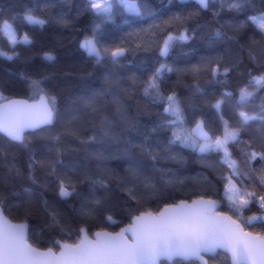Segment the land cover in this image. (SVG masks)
Returning <instances> with one entry per match:
<instances>
[{"label":"snow or ice","instance_id":"snow-or-ice-1","mask_svg":"<svg viewBox=\"0 0 264 264\" xmlns=\"http://www.w3.org/2000/svg\"><path fill=\"white\" fill-rule=\"evenodd\" d=\"M190 2L167 0L163 7L155 8L153 0H84L77 16L87 13L92 19L80 30L84 34L79 48L92 69L63 75L85 80L99 70L104 86L76 97L77 108L61 112L58 96L41 86L49 75L36 79L19 73L23 83L40 93L39 101L33 103L8 99L0 85V100L5 101L0 103V140L18 142L28 153L26 176L15 163L7 165L8 173L36 184L34 173L39 168L47 181L42 187L54 185L61 200L76 197L79 201L78 208L68 205L73 213L68 216L41 194L43 228L52 246L40 251L28 243L29 223L8 221L13 209L24 221L33 217L31 190H16L0 174V264H228L229 260L231 264H264V193L249 191L257 185L264 188V100L260 114H249L244 107L258 90L264 91V10H255L246 20L226 21V32L225 25L215 19L219 12L213 13L218 27L197 22L211 0H194L195 9H188ZM251 2L236 0L228 7L239 12ZM117 11L128 14L124 20L128 30L121 29L119 37L110 40L100 30ZM23 19L29 25L47 23L31 9ZM248 21L256 25L259 35H247ZM57 23L63 27L70 24L63 16ZM0 34L13 48L11 53L0 50V57L7 60L18 58L14 50L18 44L35 42L28 33L18 36L8 20L0 25ZM198 36L205 41V55L196 58L197 50L192 49L185 52L189 59L182 64L165 59L173 47H184ZM241 53L246 54L247 64ZM145 54L154 57L151 64L128 59L129 55ZM42 57L55 60L51 51L43 52ZM169 74H175L176 80L166 78ZM233 74L240 84L229 91ZM181 86L187 96L180 95ZM209 86L213 88L211 96ZM215 86L224 89L218 96ZM234 95L238 98L228 116L223 106ZM137 98L144 106L138 104L130 114L125 100ZM109 105L114 106L111 111ZM152 107L158 110L153 113ZM207 112L214 113V120L208 119ZM57 122L60 128L52 134ZM36 139L49 141L40 159L33 147ZM65 139L76 141L78 147L62 143ZM187 149L199 154L197 162L208 174L198 173L196 183L183 193L184 199L169 200L166 189L183 186L189 178L177 179L179 168L159 165L163 161L182 167L187 163L183 155ZM81 150L94 170L62 159L69 151ZM6 155L0 145V158ZM111 160L124 161L123 175L108 167ZM97 172L109 179L100 178ZM84 185H88L87 193L80 191ZM113 193L123 194L124 199ZM225 200L227 212L221 211ZM161 201H165L162 206ZM152 204L157 205L156 210ZM250 204L259 206V216L243 215ZM117 214L120 221L113 219ZM125 219L129 222L115 234L92 232L97 221L111 226ZM257 219L262 221V230L253 234L247 228ZM65 237L76 239L74 243L62 242Z\"/></svg>","mask_w":264,"mask_h":264},{"label":"trees","instance_id":"trees-1","mask_svg":"<svg viewBox=\"0 0 264 264\" xmlns=\"http://www.w3.org/2000/svg\"><path fill=\"white\" fill-rule=\"evenodd\" d=\"M236 0H211L209 7L205 10H201L199 17L197 18L198 23H208L210 27H218L213 18L214 12H219V16L215 19L219 20L220 24H224V31L228 32L226 21L235 19V20H246L248 16L255 15V10H264V0H252L251 4H245L242 7V10L239 12L229 10L228 5L234 3ZM154 7L159 8L167 4V0H163V3L160 0H153ZM84 7V0H0V25H2L3 20H8L12 24L13 28L17 31L18 36L28 33L33 39L34 43L32 45L18 44L15 46L14 50L18 53V58L13 60H7L3 57H0V85H3V94L8 97V99H27V100H39L40 93L35 92L32 88L28 87L23 83L19 77L20 72H26L33 76V78L38 79L42 75H49L50 78L42 84V87H45L58 96V103L61 112L63 113L66 109H74L79 107L76 97L82 96L90 93L93 90L99 89L104 86V81L102 77V72L99 70H94L93 75L88 77L85 80H81L79 76H65L63 73H73L79 72L81 70L87 71L92 69V63L85 59L86 54L79 48V41L83 37V31L86 29V26L91 23V15L85 13L84 15L77 16L79 9ZM198 6L193 0L188 4V9H195ZM31 9L32 14L38 16L42 19H45L47 23L45 25H29L24 19V13ZM175 10V9H173ZM63 16L66 18L70 24L68 27H63L57 23V19ZM13 17L15 19H13ZM128 18L127 13H121L119 11L113 16V20L110 22H105L102 25L101 33L105 35L108 39L118 38L121 34L120 30L123 29L127 31L128 29L124 25V20ZM146 27V25H144ZM247 35H259L258 29L255 24L251 21H248L245 28ZM197 50V57L199 55H205V41L199 36L194 41L189 42L184 47L175 46L170 50V54L167 59L169 62L176 60L179 63H183L189 57H186L184 54L189 50ZM0 50L11 53L13 48L8 44L6 37H3L0 34ZM45 51H51L55 56L54 61H47L43 59L42 53ZM245 56V63L247 64V56L245 53H241ZM196 58H191V62L195 63ZM129 60H135L136 64H139L141 60H144L146 64H151L154 57L151 54L138 55L137 57L128 56ZM250 66V65H249ZM51 74H54L52 76ZM254 75H258V72H254ZM170 80L175 81L176 75L169 74L168 77ZM231 87L227 90H234L238 84H240V78L233 74ZM189 82H191L189 78ZM203 83V81H201ZM89 85L91 87H89ZM249 90H252L251 88ZM180 95H188V92L182 86L178 88ZM208 94L211 96L213 94L212 86H209ZM224 91L220 86H215V93L218 96L220 92ZM238 96H233L228 98L225 103L224 111L226 115H232V107L236 103ZM111 99L110 97L108 98ZM264 100V91H257V94L254 97L248 99V102L245 104V110L249 114H260V104ZM4 102L3 100L0 101ZM195 103H199V99L194 100ZM144 101L140 99L125 100L126 106L130 109V114H134L137 110V105L141 107L144 106ZM114 106L109 105V110L111 111ZM158 109L152 107L151 112L155 113ZM209 120H214V113H206ZM141 119L146 120L147 117H141ZM256 124L258 122H250ZM191 127V126H189ZM60 128V123L57 122L56 127L51 129L52 134L58 131ZM2 135V134H0ZM49 141L43 139H36L33 142V147L36 149V157L40 159L44 155V146L47 145ZM64 144H72L73 146L78 147L76 141L73 140H62ZM0 145L5 148L7 153L5 158H0V174L5 175L7 179L15 185L16 190H22L23 188H29L32 192V199L34 200L33 206V217L24 221L19 217L16 209L12 210L11 215L8 217L17 222H27L30 224V231L28 232V241L35 245L38 248L47 249L52 245L48 243L50 236L49 233L44 230L43 225L45 218L43 217V208L41 202V194L43 199H46L49 204L54 205L61 212L65 213L68 216H72L73 213L69 209L68 205L72 204L75 207H79V201L76 197L68 198L66 201L61 200L54 190V185H49L48 188L42 187L47 181L45 180L44 173L37 168L34 175L36 177L37 183L33 184L32 181L15 177L14 173H8L7 165L9 163H15L20 167L21 171L27 174V150L21 146L18 142L9 144L6 140H0ZM237 157L239 154V149H236ZM183 155L186 157L187 163L185 165L178 166L173 162H163L161 161L160 167L168 168H179V176L177 179H184L185 177L189 178L185 185L181 186L175 184L169 186L166 191L169 196V200L174 198L176 200L184 199L185 196L183 193L191 188L198 178V173L205 172L206 170L197 162L198 153L192 152L190 149L184 150ZM236 158V157H234ZM62 159L67 162H72L78 166H88L93 168L94 164H89L85 159L84 151L79 152H67ZM257 168L260 167V161L255 162ZM108 167L114 169L116 172H119L121 175L124 174V168L126 164L122 160H111L108 162ZM102 179H109L107 174L96 173ZM213 178H214V174ZM113 187H114V181ZM255 190L257 194L264 193V188H261L257 185L255 189L249 188V191ZM81 192L87 193L88 185H84L80 189ZM98 194H103V190L97 189ZM223 193V188L221 186V195ZM118 196L120 199H124L123 194L113 193ZM27 198V197H25ZM216 198V197H214ZM163 202L161 201L160 206ZM153 210L157 209L156 204L151 205ZM221 211H228L227 201L225 200L224 206L221 208ZM230 215L233 213L229 212ZM246 216L260 215L259 206L256 204H250L248 209L243 213ZM234 218L235 215H233ZM114 220L120 221L121 215L117 214L113 217ZM129 220L125 219L122 223L116 225H101L98 221L92 225V232L98 230H108L112 232L118 231L121 227L125 226ZM262 221L257 219L252 222V226H249L247 229L252 232H261ZM256 234V233H255ZM59 238V237H57ZM75 237L68 239L65 237V242L74 243ZM57 249V248H54ZM165 264H168L165 262ZM173 264V263H172ZM188 264V262H184ZM230 264V262H228Z\"/></svg>","mask_w":264,"mask_h":264},{"label":"water","instance_id":"water-1","mask_svg":"<svg viewBox=\"0 0 264 264\" xmlns=\"http://www.w3.org/2000/svg\"><path fill=\"white\" fill-rule=\"evenodd\" d=\"M194 1V0H193ZM205 10V9H204ZM16 100H27V99H22V98H17ZM29 103H33L34 101H39V100H32V101H30V100H27ZM1 103H5V101L4 102H1ZM230 215V214H229ZM234 218V217H233ZM235 219V218H234ZM8 221L10 222V223H12V224H18V223H22V222H17V221H13V220H11L9 217H8ZM124 227V226H123ZM104 231H108V230H104ZM120 231V229L118 230V231H116V232H112V231H108V232H110V233H112V234H115V233H117V232H119ZM26 237H27V240H28V232L26 233ZM62 242H65V241H62ZM28 243L29 244H31L29 241H28ZM66 243H68V242H66ZM33 247H36L35 245H33V244H31ZM36 248H38V247H36ZM40 251H46L47 249H42V248H38ZM54 250V249H53ZM55 252H59V249L57 248V250H54ZM209 255H211V254H209ZM176 259H179V258H174V260H176ZM229 262H230V264H231V261L229 260ZM166 263H168V264H172L173 262H166Z\"/></svg>","mask_w":264,"mask_h":264},{"label":"rangeland","instance_id":"rangeland-1","mask_svg":"<svg viewBox=\"0 0 264 264\" xmlns=\"http://www.w3.org/2000/svg\"><path fill=\"white\" fill-rule=\"evenodd\" d=\"M182 96H187L186 94L185 95H182ZM0 101H2V100H0ZM189 126H192L191 124H189ZM248 230V229H247ZM249 231V230H248ZM250 232H252V231H250ZM255 233H258V232H253V234H255ZM54 250H57V249H54Z\"/></svg>","mask_w":264,"mask_h":264}]
</instances>
